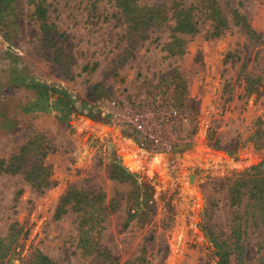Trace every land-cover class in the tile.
Masks as SVG:
<instances>
[{
    "label": "rangeland",
    "instance_id": "obj_1",
    "mask_svg": "<svg viewBox=\"0 0 264 264\" xmlns=\"http://www.w3.org/2000/svg\"><path fill=\"white\" fill-rule=\"evenodd\" d=\"M138 3L163 6L168 16L190 9L196 32L169 27L139 39L114 0H0V235L18 221L26 232L22 255L32 245L55 264H113V257L126 264L141 255L144 264H220L212 237L224 240L230 231L236 206L228 201V184L264 174V150L251 142L234 154L225 148L264 120V0ZM237 14L253 36L240 29ZM176 75L186 95L176 99L177 117L156 124V134L146 120L141 135L131 132L125 119L133 106L150 108L151 96L165 92L170 108L174 85H165ZM160 150L163 165L152 168ZM115 155L139 183V201L154 208L143 225L124 226L133 185L110 177ZM43 166L48 185L38 189L31 179ZM70 185L102 188L106 200L119 194L100 236L107 260L82 253L75 211L56 216ZM240 243L228 264H264L263 227L247 228Z\"/></svg>",
    "mask_w": 264,
    "mask_h": 264
},
{
    "label": "trees",
    "instance_id": "obj_2",
    "mask_svg": "<svg viewBox=\"0 0 264 264\" xmlns=\"http://www.w3.org/2000/svg\"><path fill=\"white\" fill-rule=\"evenodd\" d=\"M94 1L96 2L97 0ZM114 6L119 9L123 15L127 30L132 34H136L139 39L148 38L150 36L148 31L153 33L156 31H163L169 27L172 31L175 30L182 33L196 32V28L194 27L196 23L192 21L190 9H182V7H180L179 10L173 12L171 16H168L163 6L141 5L138 3V0H114ZM37 9L41 17V24L47 26V8L43 4V1L37 4ZM237 19L239 20L240 29L245 31L248 35L253 36L254 32L246 19L243 18V15L237 14ZM168 20H174V26L171 27L167 22ZM221 29L222 28L217 29L216 32H220ZM174 37L180 39L178 36ZM170 85H174L173 89L169 92L170 98L173 99L172 102L169 103L170 108L163 105L165 101V92L155 93L151 96L153 106L150 108L148 107L140 110L134 106L132 107V116L129 114L128 119H125V123L130 127L131 132L136 135H141L143 127L151 125L153 126L151 131L156 134V124L161 126L164 122L171 121L177 117L179 106L177 105L176 99L185 100V83L181 76L176 75L171 84H166L165 86L171 88L172 86L170 87ZM66 97L67 95L63 96V102L65 105L64 109L68 114L71 108H68L69 102L65 101ZM167 97L169 96H166V98ZM187 117L189 116H186V118ZM153 119L157 121L159 119L161 123H156ZM143 120L147 121L146 125L142 124ZM145 136L148 135L145 134ZM151 141L154 142V139ZM207 142L209 145L219 147V143L216 139L213 141L211 138H208ZM233 142V146H225L229 154L236 153L239 147H243L248 142H251L257 149L264 150V120L261 117L257 118L245 132L239 133L233 139ZM44 149L45 148L40 149L39 153L44 155L46 153ZM124 163L127 166L122 164L115 155L110 165V177L112 179L120 183L124 181L131 182V185H133V189L128 191L125 201L124 226L131 225L133 220L143 225L149 221V215L153 212L154 208L151 205L139 201L142 195L141 187L136 180H132L133 177L128 168L129 166L125 161ZM42 170V174H37L36 178L31 179L33 185L38 189H42L48 185V181L46 180L48 170L44 166ZM30 175L31 173H26L27 177H30ZM144 186L148 187L149 184L145 183ZM227 196L230 205L232 207L236 206V209L232 211L233 216L230 224V231L228 233H223L226 235L224 240H219L220 238H217L215 234L214 238L212 237L214 247L221 250L217 252L220 257V264H228V256L231 254L230 251L242 246L240 240L246 233L247 228L251 226H261L264 228V174L238 177L229 182ZM119 203V194L117 193L114 198L106 200V194L102 188H81L70 185L59 201L56 216H60L67 210L75 211L78 217L79 246L82 253L84 255L103 256L104 260H107L111 256L106 254L105 248L100 246V236L105 229L107 218L112 212L118 209ZM152 203L153 201L151 204ZM163 226L164 228L170 226V222H165ZM22 231L23 226L20 225L18 221H13L8 227L7 234L0 235V264H15V261H17V264H55L50 256L32 245L29 247L28 252L22 255V244L19 242V239L22 234L23 239L26 236V232ZM117 262L116 257H113L111 263L115 264ZM130 263L144 264L145 256L141 255L126 262V264Z\"/></svg>",
    "mask_w": 264,
    "mask_h": 264
},
{
    "label": "bare ground",
    "instance_id": "obj_3",
    "mask_svg": "<svg viewBox=\"0 0 264 264\" xmlns=\"http://www.w3.org/2000/svg\"><path fill=\"white\" fill-rule=\"evenodd\" d=\"M164 155H165V153L162 152V151L154 153V156H153L154 158H153L152 162L150 163L152 168H158L159 169V168L162 167L163 161H164V157H165Z\"/></svg>",
    "mask_w": 264,
    "mask_h": 264
},
{
    "label": "water",
    "instance_id": "obj_4",
    "mask_svg": "<svg viewBox=\"0 0 264 264\" xmlns=\"http://www.w3.org/2000/svg\"><path fill=\"white\" fill-rule=\"evenodd\" d=\"M161 151V150H160Z\"/></svg>",
    "mask_w": 264,
    "mask_h": 264
}]
</instances>
